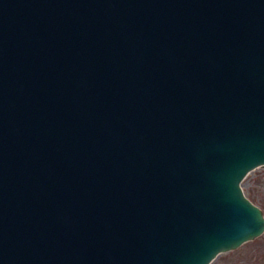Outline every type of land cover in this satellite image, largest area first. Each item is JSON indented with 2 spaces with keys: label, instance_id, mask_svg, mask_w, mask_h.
I'll use <instances>...</instances> for the list:
<instances>
[{
  "label": "water",
  "instance_id": "obj_1",
  "mask_svg": "<svg viewBox=\"0 0 264 264\" xmlns=\"http://www.w3.org/2000/svg\"><path fill=\"white\" fill-rule=\"evenodd\" d=\"M260 167L264 0H0V264H212Z\"/></svg>",
  "mask_w": 264,
  "mask_h": 264
},
{
  "label": "rangeland",
  "instance_id": "obj_2",
  "mask_svg": "<svg viewBox=\"0 0 264 264\" xmlns=\"http://www.w3.org/2000/svg\"><path fill=\"white\" fill-rule=\"evenodd\" d=\"M243 189L264 213V167L247 176ZM212 264H264V234L235 251L221 254Z\"/></svg>",
  "mask_w": 264,
  "mask_h": 264
}]
</instances>
